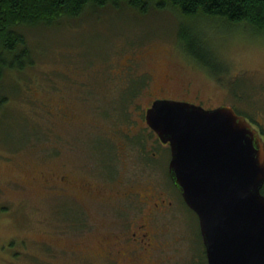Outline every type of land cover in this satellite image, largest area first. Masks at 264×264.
I'll return each instance as SVG.
<instances>
[{
  "label": "rangeland",
  "instance_id": "374dc122",
  "mask_svg": "<svg viewBox=\"0 0 264 264\" xmlns=\"http://www.w3.org/2000/svg\"><path fill=\"white\" fill-rule=\"evenodd\" d=\"M228 25L171 8H115L26 34L35 66L0 114V264H112L106 253L127 244L137 263L207 264L196 215L154 178L145 110L159 95L233 104L264 129V34ZM182 27L195 30L196 54ZM168 159L166 151L159 161L165 174ZM55 171L100 194L53 192L43 181ZM142 217L153 236L147 251L129 240Z\"/></svg>",
  "mask_w": 264,
  "mask_h": 264
},
{
  "label": "water",
  "instance_id": "95a60500",
  "mask_svg": "<svg viewBox=\"0 0 264 264\" xmlns=\"http://www.w3.org/2000/svg\"><path fill=\"white\" fill-rule=\"evenodd\" d=\"M145 121L198 219L207 264H264V142L229 105L155 100Z\"/></svg>",
  "mask_w": 264,
  "mask_h": 264
},
{
  "label": "trees",
  "instance_id": "16d2710c",
  "mask_svg": "<svg viewBox=\"0 0 264 264\" xmlns=\"http://www.w3.org/2000/svg\"><path fill=\"white\" fill-rule=\"evenodd\" d=\"M115 8H129L141 13L171 8L184 19H218L227 25H242L258 34H264V0H0V114L17 101L20 88L28 83L21 76L35 66L32 47L26 39L30 30L59 25L63 20H76ZM179 38L184 40L188 53H197L198 39L192 27H182ZM193 39L194 43L191 42ZM202 66L215 78L221 75L218 73L222 68L218 65L216 68L210 63ZM7 79L9 81L6 83ZM6 86L11 87V92L7 91ZM233 109L252 124H257L245 110L234 106ZM260 133L264 132L260 130ZM261 193L264 194V185Z\"/></svg>",
  "mask_w": 264,
  "mask_h": 264
},
{
  "label": "flooded vegetation",
  "instance_id": "af4514ba",
  "mask_svg": "<svg viewBox=\"0 0 264 264\" xmlns=\"http://www.w3.org/2000/svg\"><path fill=\"white\" fill-rule=\"evenodd\" d=\"M191 89H190V86L185 88L184 89V93L183 95L186 96V93H190ZM130 94H126L127 97H129ZM127 99V98H126ZM161 99H167V100H176V99H170L169 97H163L162 95H159L157 96L156 98H154L153 101L155 100H161ZM187 99L185 100H180V101H185V102H189V103H192L190 101H186ZM210 100V98L208 99ZM152 101V103H153ZM152 103L150 104V106L152 105ZM196 105H200L202 106L203 108L205 109H212L213 107H204V105H202V103H198ZM149 106V107H150ZM146 112V110H145ZM145 128L148 130V133H149V136L152 138V140L149 142H147V149L149 148H152L154 151L151 152V155L153 156L152 159H154L153 161L154 162V165L152 166V169L154 170H157L158 169V174L154 175L153 177L159 181V183L163 184L164 181L168 180V182H170V186L171 188L174 190H176L177 194L179 195V199L181 200L182 197H181V194L177 188V186L175 185V183L173 182L170 174H169V170L168 168L166 169V174L164 173L163 169L161 171V168H160V165H159V161L161 159H163L164 155H165V152L168 151L169 152V159L167 160L166 164H169V160H170V149H169V145L168 143L164 144L162 143L157 135L147 126V124L145 125ZM261 128V129H259ZM256 130L258 131L259 135L261 136L262 138V141L264 142V133L261 134L260 133V130H262L264 132V129L262 127H260L259 125L256 126ZM126 143H129V144H132V142H126ZM153 143V144H152ZM138 144V143H136ZM113 145V144H112ZM161 147V149H160ZM164 149H163V148ZM131 148V147H130ZM132 150L134 149L136 153L139 152L140 155L144 154L142 150H139L137 145L135 148H131ZM114 155V154H113ZM116 156V155H115ZM140 159V158H139ZM108 162L109 164L112 165V176L111 177H106L107 180L109 181H112V179H114L116 177V171H115V168L113 166L114 162L110 159L109 161H106ZM105 167V172L107 170V166H103V168ZM151 169V170H152ZM150 176H151V171H150ZM72 177L69 176L68 173H63V174H60L58 171L56 172H52L50 175H49V178L46 179V181L44 182L43 181V184H46L51 186L53 188V192H57V193H61L63 192L64 194L66 195H69L68 191H72L74 189L75 190H85V194L87 195H90V194H97L99 195L100 194V191L99 189L97 188L96 189V192H94L93 189L87 182H85L84 180H79V182L77 183V181H75L74 179H71ZM34 179H37L36 177ZM145 186V185H144ZM140 189L141 186L139 185L138 186ZM163 187L165 188V185H163ZM166 189V188H165ZM168 192H170L168 189H166ZM137 194V193H136ZM71 195V193H70ZM264 195V194H263ZM176 198V197H175ZM183 201V199H182ZM140 202L143 203V204H146L145 200L142 201L140 199ZM163 203V202H162ZM170 204V202H168ZM145 218L142 217L141 220H142V223L140 224H136L135 225V229L136 231L132 232L131 234V238H129V240L133 241V242H136V243H142L145 245L144 247V250L147 251L148 249H151V245L153 244V236L151 235V232L148 230V227H147V224L146 221L144 220ZM132 252V249L129 248L128 244L126 247H121L120 249L117 250V253L116 254H113L110 250L109 252L106 253L103 261H109L111 262L112 264H141L140 262H136L135 260L136 259H140V256L139 254H137L136 256H134ZM133 255L131 256L130 258V255ZM142 254L144 255L145 252H142ZM127 257L128 260L125 262L124 258Z\"/></svg>",
  "mask_w": 264,
  "mask_h": 264
}]
</instances>
